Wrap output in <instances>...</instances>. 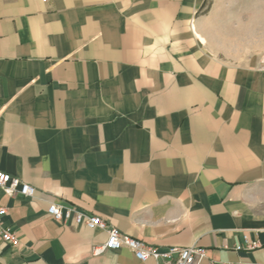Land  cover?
Masks as SVG:
<instances>
[{
	"label": "crops",
	"instance_id": "obj_1",
	"mask_svg": "<svg viewBox=\"0 0 264 264\" xmlns=\"http://www.w3.org/2000/svg\"><path fill=\"white\" fill-rule=\"evenodd\" d=\"M0 170L36 189L0 188V264H154L51 201L264 264V0H0Z\"/></svg>",
	"mask_w": 264,
	"mask_h": 264
},
{
	"label": "built area",
	"instance_id": "obj_2",
	"mask_svg": "<svg viewBox=\"0 0 264 264\" xmlns=\"http://www.w3.org/2000/svg\"><path fill=\"white\" fill-rule=\"evenodd\" d=\"M0 188L10 196L22 194L33 198L36 193V189L33 186L2 170H0ZM46 212L47 215L52 216L58 221L66 222L70 220L76 225H84L89 229L98 228L104 230L106 232V239L102 244H96L92 247V255H97L107 250L111 251L128 247L139 261L151 259L154 261V264H161L160 260L165 264H200V261L206 256L205 248L196 246L195 244L186 245L185 247L174 245L165 250H159L157 246L154 247L126 233H122L118 228L109 225L101 216L87 214L67 204L63 205L59 202L51 201ZM5 214L6 208L0 206V237L5 243L17 246L18 238L16 233L3 225L2 216ZM244 239V244L238 248L245 247L252 249L258 245V242H252L247 238Z\"/></svg>",
	"mask_w": 264,
	"mask_h": 264
}]
</instances>
